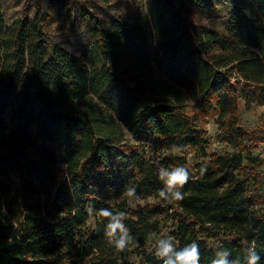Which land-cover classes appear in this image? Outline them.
<instances>
[{
    "label": "trees",
    "instance_id": "obj_1",
    "mask_svg": "<svg viewBox=\"0 0 264 264\" xmlns=\"http://www.w3.org/2000/svg\"><path fill=\"white\" fill-rule=\"evenodd\" d=\"M219 1L232 9L225 34L188 19L214 11L215 0H147L109 27L85 6L95 44L80 57L62 45L50 54L40 18L72 0H38L35 17L12 24L0 12V264H163L155 244L168 236L177 249L196 242L199 264L223 250L229 264H247L253 244L264 264V195L245 176L257 143L240 124L234 91L241 83L264 87V0ZM190 101L218 111L236 153H213L204 166L209 141L186 113ZM26 138L41 144L39 170L28 165L19 184L13 173ZM187 149L204 153V163L189 169L175 154ZM176 166L190 173L183 199L163 200L158 169ZM143 201L152 204L130 205ZM101 209L125 213L133 242L123 250L106 235Z\"/></svg>",
    "mask_w": 264,
    "mask_h": 264
},
{
    "label": "rangeland",
    "instance_id": "obj_2",
    "mask_svg": "<svg viewBox=\"0 0 264 264\" xmlns=\"http://www.w3.org/2000/svg\"><path fill=\"white\" fill-rule=\"evenodd\" d=\"M30 1V7L26 10V5ZM38 0H0V12L3 14L6 22L12 24L16 19L21 18L26 13L29 18L35 17L36 5ZM147 4V0H111L109 4L101 3L99 0H72L65 4L62 8L55 11L53 15L48 17L46 8L40 13L41 20H44L47 31L46 43L49 53L52 54L55 45H62L69 50L73 55L80 57L85 48L92 47L95 44L91 28L93 27L90 16L87 14L85 6H87L92 14L98 17L104 27H109L111 23L120 20L121 18H130L137 11L142 10ZM41 5L45 6L44 2ZM216 8L214 11L207 14L197 12H189L188 19L190 24L198 26H206L213 28L225 34L231 20L232 9L221 4L219 0H215ZM254 18V11L247 12ZM48 18V19H47ZM218 52V50H216ZM234 80V79H233ZM234 91L239 96V120L241 126L249 130L254 137L257 145L252 147V153L248 157V168L245 176H251L254 184L253 193H261L264 195V87H251L246 83H241L236 86ZM11 108L6 109L7 117L11 116ZM186 113L193 120L195 126L206 133L209 146L206 149L208 160L204 166L209 163V156L213 153L225 155L227 153H236L237 150L226 143L218 125V111H201L195 107L193 102H189ZM30 138L34 137L40 142H44L40 138L35 129H30L27 132ZM128 139L131 136L127 134ZM27 138L23 143V150L18 155L17 168L13 173L14 179L21 184V172L30 165L29 170L38 172V154L41 151V144L32 146ZM49 148L55 149L54 145L48 142ZM176 155L186 156L188 158V168L197 163H204V153L199 150L187 149L184 151L176 150ZM245 156V155H243ZM60 158L59 166L65 170V166ZM61 169V170H62ZM65 177L63 171L59 173L56 179H52L43 190L51 193L57 186L58 182ZM23 192L26 190H22ZM35 198H38L36 195ZM46 195L42 196L44 207L50 202ZM151 201H143L139 203H131L132 208L136 206L144 208L151 206ZM71 246L69 247V250Z\"/></svg>",
    "mask_w": 264,
    "mask_h": 264
},
{
    "label": "clouds",
    "instance_id": "obj_3",
    "mask_svg": "<svg viewBox=\"0 0 264 264\" xmlns=\"http://www.w3.org/2000/svg\"><path fill=\"white\" fill-rule=\"evenodd\" d=\"M159 179L165 187L159 190L158 195L163 200L179 201L183 199V193L180 189L188 182L190 173L184 166H176L171 170L161 167L158 169ZM135 189H128V195L132 196ZM100 215L109 219L106 228V235L118 250H123L128 244L133 242V237L129 234L127 227L123 223L125 213H113L109 209H101ZM151 237V234L149 235ZM247 264H258L260 257L255 252V247L249 245L245 249ZM155 252L163 260V264H199L200 250L196 242H192L183 248L177 249L171 236L162 237L156 241ZM230 253L226 250L217 251L212 264H229L227 260Z\"/></svg>",
    "mask_w": 264,
    "mask_h": 264
}]
</instances>
